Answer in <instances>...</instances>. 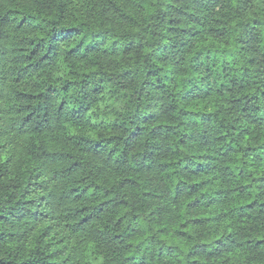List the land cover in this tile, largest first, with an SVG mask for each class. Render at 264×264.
<instances>
[{
  "label": "trees",
  "instance_id": "obj_1",
  "mask_svg": "<svg viewBox=\"0 0 264 264\" xmlns=\"http://www.w3.org/2000/svg\"><path fill=\"white\" fill-rule=\"evenodd\" d=\"M0 264H264V0H0Z\"/></svg>",
  "mask_w": 264,
  "mask_h": 264
}]
</instances>
